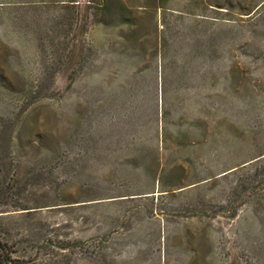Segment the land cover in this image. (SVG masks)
<instances>
[{
    "label": "rangeland",
    "instance_id": "374dc122",
    "mask_svg": "<svg viewBox=\"0 0 264 264\" xmlns=\"http://www.w3.org/2000/svg\"><path fill=\"white\" fill-rule=\"evenodd\" d=\"M0 225L16 264H264V0H0Z\"/></svg>",
    "mask_w": 264,
    "mask_h": 264
},
{
    "label": "trees",
    "instance_id": "16d2710c",
    "mask_svg": "<svg viewBox=\"0 0 264 264\" xmlns=\"http://www.w3.org/2000/svg\"><path fill=\"white\" fill-rule=\"evenodd\" d=\"M26 210V209H25ZM3 222V219H2ZM3 227V225H0ZM1 229V228H0ZM12 244L9 238L0 231V264H16L20 260L13 258Z\"/></svg>",
    "mask_w": 264,
    "mask_h": 264
}]
</instances>
